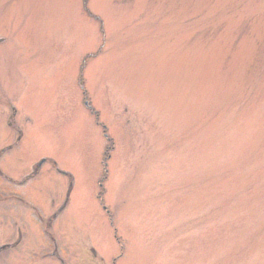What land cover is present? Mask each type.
Here are the masks:
<instances>
[{
    "label": "rangeland",
    "instance_id": "rangeland-1",
    "mask_svg": "<svg viewBox=\"0 0 264 264\" xmlns=\"http://www.w3.org/2000/svg\"><path fill=\"white\" fill-rule=\"evenodd\" d=\"M1 149L0 264H264V0H0Z\"/></svg>",
    "mask_w": 264,
    "mask_h": 264
},
{
    "label": "flooded vegetation",
    "instance_id": "flooded-vegetation-1",
    "mask_svg": "<svg viewBox=\"0 0 264 264\" xmlns=\"http://www.w3.org/2000/svg\"><path fill=\"white\" fill-rule=\"evenodd\" d=\"M20 140H21V138L17 139L16 145H18ZM6 148L9 149L10 146H8ZM0 152L3 154V153H5V150L1 149ZM43 161L41 163H38L36 166V169L33 168L30 174H27L25 177H23L22 180L15 181L14 184H16L18 187H24L25 185H27L30 182V180L37 174V171L41 168L42 163H44ZM2 176H3V172L0 168V177H2Z\"/></svg>",
    "mask_w": 264,
    "mask_h": 264
}]
</instances>
